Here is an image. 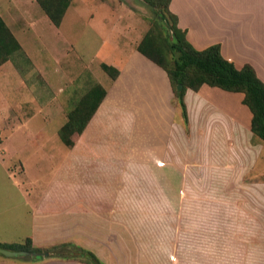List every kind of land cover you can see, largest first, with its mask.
I'll list each match as a JSON object with an SVG mask.
<instances>
[{
    "label": "crops",
    "instance_id": "obj_1",
    "mask_svg": "<svg viewBox=\"0 0 264 264\" xmlns=\"http://www.w3.org/2000/svg\"><path fill=\"white\" fill-rule=\"evenodd\" d=\"M105 1L96 5L94 0H71L56 26L36 0H0V16L20 45L0 64V109L35 102L40 96L39 91L36 96L29 95L25 82L17 81L18 88L8 84L17 75L16 65L30 62L24 50L28 43L36 52L39 48L56 51L66 58L67 67L76 63L72 55L68 58V51L63 54L66 56L61 55L65 48L59 49L57 40L37 42L29 36L30 30L42 36L45 30L41 26L61 29L67 13L69 17L86 15L92 19L96 11L101 12L102 5L107 6ZM169 10L177 16L178 27L195 49L219 43L224 58L238 68L250 64L264 81V0H170ZM109 23L102 18V27L110 28ZM109 28L105 41H111L109 44L118 53L99 65H112L119 74L110 79L109 86L102 85L106 95L84 130L72 136L73 144L66 146L70 150L63 165L52 171L48 182L39 177L31 181L23 165L18 169L23 174L18 180L12 175L23 208L19 207L17 217L11 208L0 210L1 244L20 243L27 237L38 248L72 243L90 250L107 264L112 243L122 238L117 244L120 247L122 242L125 247L131 236L127 205L138 203L137 190L152 197L154 189L156 195L160 172L170 174L171 187L181 181L185 196L197 181L199 187L231 188L230 183L237 181L239 174L242 180L253 175L248 178L252 182L248 186L263 188L264 145L254 140L250 131L251 113L240 102L243 94L207 84L196 91L187 89V137L182 116L175 121L180 109L173 102L165 71L136 49L138 40L131 44L120 34H110ZM112 130L123 141L121 147H117ZM174 138L193 140L196 148L190 150L183 142L180 149ZM175 157L181 158V171L173 163ZM141 174L148 182L144 186L147 193L141 191ZM0 264L87 263L49 253L15 257L0 254Z\"/></svg>",
    "mask_w": 264,
    "mask_h": 264
},
{
    "label": "rangeland",
    "instance_id": "obj_2",
    "mask_svg": "<svg viewBox=\"0 0 264 264\" xmlns=\"http://www.w3.org/2000/svg\"><path fill=\"white\" fill-rule=\"evenodd\" d=\"M94 1L96 4L104 0ZM105 3L107 6L102 5L101 12L96 11L92 19L86 15L69 17L67 13L61 29L41 26L45 30H41L45 34L42 36L30 30L29 36L37 42L47 44L52 38L57 40L58 45L51 42L59 49L65 48L61 55L68 51V58L72 55L76 63L67 67L66 58L56 51L39 48L36 52L28 43V49L24 50L30 62L17 64V75L8 83L14 87L19 81L25 82L32 96L40 92L35 102L0 109V210L11 208L15 217L21 212L19 207L23 208L22 197L13 184L23 175L18 169L23 165L31 181H38L39 177L40 181L48 182L70 150L57 133L67 113L90 87L98 83L107 87L111 82L99 63L109 61L118 52L109 44L111 41H105L109 27L101 26L102 18L105 23L110 22V34H120L131 44L139 42L152 24L155 10L145 0ZM180 114L176 113V122ZM184 127L188 137V126ZM114 132L111 135L115 137ZM115 138L118 147L123 141L119 136ZM179 140L174 138L180 149L183 142L190 150L196 148L197 142L193 140ZM173 163L181 171V158L175 157ZM240 169L235 170L242 173ZM176 174L179 178V173ZM12 175L16 177L14 180ZM158 176L156 195L154 189L152 197L137 190L138 203L127 205L131 218L128 223L132 225L131 233L127 231L131 236L125 247L122 242L120 247L117 244L122 238L112 243L107 264H264V185L248 186L252 185L248 178L253 175L242 180L239 174L238 180L230 183L231 188L215 189L204 184L199 187L197 181L186 196L181 181L171 187L170 174L160 172ZM139 180L141 191L147 193L146 176L141 174Z\"/></svg>",
    "mask_w": 264,
    "mask_h": 264
},
{
    "label": "trees",
    "instance_id": "obj_3",
    "mask_svg": "<svg viewBox=\"0 0 264 264\" xmlns=\"http://www.w3.org/2000/svg\"><path fill=\"white\" fill-rule=\"evenodd\" d=\"M155 10L150 28L138 42L136 49L162 68L173 91V102L179 109L183 124L188 126V113L184 101L187 89L198 90L203 84L225 91L242 93L241 103L251 113L250 131L264 145V81L254 68L246 63L240 68L224 58L220 44L214 43L197 50L186 39L184 30L178 27L177 16L169 10L170 0H145ZM51 22L58 26L71 0H36ZM20 47L18 40L0 16V64ZM102 70L111 78L119 74L117 68L101 63ZM182 85L181 90L177 89ZM106 95L101 84L90 87L67 113L66 121L59 127L58 136L66 145L73 144L72 136L80 134ZM12 250L44 252L63 259H79L87 264H103L98 257L79 245L60 243L48 248L32 245L29 237L20 243L1 244Z\"/></svg>",
    "mask_w": 264,
    "mask_h": 264
},
{
    "label": "water",
    "instance_id": "obj_4",
    "mask_svg": "<svg viewBox=\"0 0 264 264\" xmlns=\"http://www.w3.org/2000/svg\"><path fill=\"white\" fill-rule=\"evenodd\" d=\"M182 85H178L177 89L181 90ZM0 254H3L4 256L7 257H15V256H39V255H44L48 256L49 252L44 251V252H36V251H26V250H12V249H7L0 247Z\"/></svg>",
    "mask_w": 264,
    "mask_h": 264
}]
</instances>
